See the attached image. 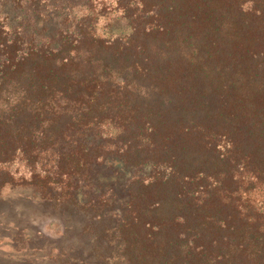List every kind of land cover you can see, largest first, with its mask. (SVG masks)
I'll return each mask as SVG.
<instances>
[{"label":"trees","instance_id":"obj_1","mask_svg":"<svg viewBox=\"0 0 264 264\" xmlns=\"http://www.w3.org/2000/svg\"><path fill=\"white\" fill-rule=\"evenodd\" d=\"M11 188L84 215L57 264H264V0H0Z\"/></svg>","mask_w":264,"mask_h":264},{"label":"rangeland","instance_id":"obj_2","mask_svg":"<svg viewBox=\"0 0 264 264\" xmlns=\"http://www.w3.org/2000/svg\"><path fill=\"white\" fill-rule=\"evenodd\" d=\"M85 220L81 213L42 201L33 188L5 190L0 197V264L66 262L74 257L71 248L82 244L79 232ZM92 242L83 256L87 264H101ZM77 264L85 263L79 259Z\"/></svg>","mask_w":264,"mask_h":264}]
</instances>
